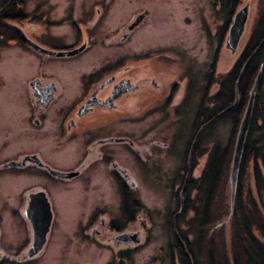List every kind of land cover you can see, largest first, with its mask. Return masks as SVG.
<instances>
[{"label": "flooded vegetation", "instance_id": "obj_1", "mask_svg": "<svg viewBox=\"0 0 264 264\" xmlns=\"http://www.w3.org/2000/svg\"><path fill=\"white\" fill-rule=\"evenodd\" d=\"M28 2L25 0L16 8L20 13L10 21L19 31L13 26L5 28L0 34V46L13 43L31 50L43 61L57 59L78 74L69 82L51 79L44 73L29 81L31 107L23 117V130L31 138H52L59 151L69 152L73 158L51 165L44 162L39 151H26L15 159L4 155L0 158V174L10 168L41 170L63 181L71 192L81 194L83 214L76 221V234L96 247L117 249L114 264H130L139 246L149 240L148 231L155 216L149 196L154 190L161 191L162 209L156 214V222H160V228L166 224L171 237L166 254L169 264H199L196 251L203 258L208 257L209 251L212 257V249L219 245L213 233L220 231L225 239V224L218 226L224 201H217L221 186L212 176L208 177L207 166L218 127L232 124L235 113L243 112L248 103L253 82L241 88L235 80L236 70L238 79L248 65L255 69V76L261 70V79L240 174L248 136L251 135L252 160L254 145L264 139V0H260V15L247 40L250 0H201L195 9L194 29L198 34L218 37L203 79L194 78L190 67L180 65V61L147 58V53L138 47L136 31L152 14L146 2L132 6L124 15L116 12L115 0L71 1L67 12H52L61 7L53 0H38L31 12ZM244 6L248 7V18L236 51L241 53L232 64L230 59L226 61L225 74L220 76L218 63L224 64V52L233 54L225 47L228 32L236 13ZM208 20L217 21L213 28L208 26ZM30 43L73 54L52 57ZM172 65L178 68L177 73L170 71ZM256 111L261 112L256 116ZM184 123L189 129L187 135H182ZM251 128L254 132L249 134ZM2 143L6 145L8 139ZM119 144L130 152L129 159L123 158ZM252 160L243 169L240 192L239 174L237 214L244 219L246 234L238 232L234 206L232 259L236 251L241 253L242 244H247L249 230L264 241V191H258L259 203L251 193ZM11 161L22 164L10 166ZM257 163L264 170L263 163ZM207 181L210 185L205 187ZM40 191L50 202L47 191L36 187L24 199V212L31 195ZM50 206L53 224L51 202ZM120 234H126L127 239L117 240ZM31 242L32 238L24 247L8 250L1 243L0 230V260L23 258L25 255L20 254L28 250ZM219 246L221 262L227 260L231 264L226 241ZM167 258L159 255L152 264H165Z\"/></svg>", "mask_w": 264, "mask_h": 264}, {"label": "rangeland", "instance_id": "obj_2", "mask_svg": "<svg viewBox=\"0 0 264 264\" xmlns=\"http://www.w3.org/2000/svg\"><path fill=\"white\" fill-rule=\"evenodd\" d=\"M53 1L61 7L52 12H67L68 2L85 0ZM250 1L251 16L245 40L251 34L261 8L260 0ZM37 2L38 0H29L28 11L33 12L38 5ZM115 2L116 12L122 15L131 11L132 6L141 5L144 2H146L145 6L151 9L150 18L136 31L135 35L138 47L147 53V58L180 61V65L190 67L194 78L195 76L197 79L205 78L213 59L218 37L213 34H198L194 29L197 21L195 20V9L201 4V0H115ZM216 22V20H208V26L213 28ZM46 49L51 50L48 47ZM240 53L238 51L231 55L227 51L224 52V64L218 63L217 72L220 76L225 74L226 61L230 59V64H232ZM173 65L170 71L177 73L178 68ZM43 73L51 79L60 78L69 82L76 78L78 71L74 68H67L57 59L46 58L43 61L31 50L13 43L0 46V83L3 84L0 87V158L10 155L15 159L18 154L26 151H39L44 162L51 165L60 160L66 161L73 158L69 152L59 151L52 144V138L48 136L31 138L23 130V117L31 107L28 83L34 76ZM181 127L182 135H187L189 129L186 123ZM216 133L217 141L213 146L212 159L209 164L207 163V167L210 171L219 172L220 163L227 162L232 149L233 126L231 124L219 126ZM6 139L8 143L4 145L2 141ZM118 146L123 150V158L129 159L131 154L125 145L119 144ZM226 181L225 177L217 197L218 203L224 201L219 223L227 215ZM67 186L63 181H57L42 173L41 170L30 172L10 168L0 174L1 243L6 249L13 251L24 247L31 241L32 229L24 215L23 206L24 199L30 190L41 187L47 191L54 211V222L48 235L47 245L38 255L26 259L0 260V264H111L115 262L114 256L117 249L99 248L78 238L76 221L83 214L81 208L83 197L81 194L68 190ZM149 199L155 214L154 225L148 231L149 240L139 246L130 264H152L153 258L159 255L165 259L168 257L166 254L169 252L171 237L167 225L164 224L163 228H160V222H156L158 221L156 214L162 209V192L154 190ZM218 232L217 235L216 232L213 235L219 245H223L226 235L224 239V233L220 235V231ZM219 245L212 249V257L209 251H207L208 257L206 258L196 251L198 263L219 264L222 258V248ZM26 251L20 256L23 257ZM165 264H169L168 258Z\"/></svg>", "mask_w": 264, "mask_h": 264}, {"label": "water", "instance_id": "obj_3", "mask_svg": "<svg viewBox=\"0 0 264 264\" xmlns=\"http://www.w3.org/2000/svg\"><path fill=\"white\" fill-rule=\"evenodd\" d=\"M248 18V7L244 6L238 10L236 13L230 30L227 35L225 47L230 50L233 54L236 53L238 44L245 32L246 22ZM13 29L19 31L16 26ZM33 48L38 50L43 54H47L52 57L65 56L73 54V52H56L52 50H47L41 48L33 43H30ZM261 79V70L258 72L254 83L249 91L248 103L245 107L243 115L241 117L240 123L238 125L231 154V159L229 162V168L227 173V181L225 187L226 204L228 206L227 215L218 223L225 224V235H226V245L230 252V262L233 264V259L231 257V220L233 217L237 186L239 181L240 168L242 164V157L245 148L246 138L250 128V124L253 117L254 103L258 92V87ZM22 163L11 161L8 163L10 166L20 165ZM31 201L28 208L25 210L24 215L28 219L31 229H32V242L28 248L25 256L22 259L33 258L38 255L45 247L47 243L48 234L51 229L52 224V210L50 202L46 197L45 192H35L31 195ZM176 231V230H175ZM126 234H120L116 236L117 240H126ZM125 238V239H123Z\"/></svg>", "mask_w": 264, "mask_h": 264}, {"label": "trees", "instance_id": "obj_4", "mask_svg": "<svg viewBox=\"0 0 264 264\" xmlns=\"http://www.w3.org/2000/svg\"><path fill=\"white\" fill-rule=\"evenodd\" d=\"M24 1L25 0H0V34L2 32H4L5 28H7V27L12 28L13 24L10 21L11 20L13 21L15 16L20 13V11L17 12L18 10L16 8L20 4H23ZM255 72H256L255 69L254 68L252 69V67L250 65H248L246 67V69L244 70V72L240 74V78L237 79L238 71L236 70L235 80H237V85L239 83V86L242 88V86L246 87V85H250L251 82L254 83L253 80H255V78H256ZM245 90H246V88H243V91H245ZM263 100H264V98H263ZM244 110H245V108H244ZM244 110H243V112H244ZM258 110H259V108H258ZM241 112L242 111L239 110L238 113H235V120L231 124L233 126V131L235 134H236L235 130L237 131L238 125H239L241 117L243 115V112H242V114H241ZM258 112L259 111H256V116H257ZM252 128L254 129L253 126H252ZM252 128H251V131L249 132V134L254 132V130H252ZM250 136L251 135L248 136V140H247L248 142L246 144L243 169L247 165V162L249 160L250 161L252 160L251 158H249V156H250L249 148L252 147V143L250 142ZM254 148H255L256 153L254 154L255 160H252V162L254 165L255 174H254V170L251 169V171H252V173H251L252 192L251 193L254 194V196L256 197L258 202L260 203V200H259L260 198H258V194H259L258 191H260L261 189L264 191V184L262 182L264 180V170H263V168H261V166L259 167L257 165L258 164L257 161L260 160L264 165V139L259 144H255ZM232 149H233V145H232ZM232 149L229 152L227 162L220 163V165L218 167L219 172L214 171V170H211V171L209 170L208 177L212 176V178L216 182L217 186H219V187L222 185L221 183L225 180V177L228 173L227 166H228L230 159H231ZM243 169H242L241 174H240V183H239L238 192H240L241 183L244 179ZM206 183H207V185L205 187H208L210 184L208 181ZM237 195H238V193H237ZM262 203H261V207L264 205V200H262ZM237 205L238 204H237V196H236V200H235L236 213H235L234 217H235V222L239 225L238 232L240 231V233L242 235V232L244 234H246L243 227H242L243 226L242 223H243L244 219L242 216L241 217L238 216ZM261 229H262L261 232L264 236V225H263V223L261 225ZM248 236H249V239H247V240L249 242L247 241V244H244V245L242 244L241 253H239L237 251L235 253L233 252L234 253L233 264H264V241L263 242L260 241L254 235L252 230L248 231ZM239 237H240V235H239ZM230 251L232 254L231 246H230ZM111 264H114V263H111ZM220 264H229V263L226 260L224 262H221Z\"/></svg>", "mask_w": 264, "mask_h": 264}]
</instances>
